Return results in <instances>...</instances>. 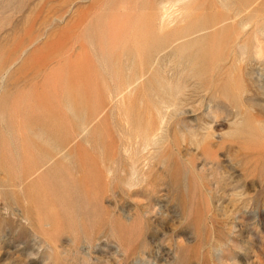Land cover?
I'll return each instance as SVG.
<instances>
[{
    "label": "rangeland",
    "instance_id": "374dc122",
    "mask_svg": "<svg viewBox=\"0 0 264 264\" xmlns=\"http://www.w3.org/2000/svg\"><path fill=\"white\" fill-rule=\"evenodd\" d=\"M251 1L0 0V264H264Z\"/></svg>",
    "mask_w": 264,
    "mask_h": 264
},
{
    "label": "bare ground",
    "instance_id": "6f19581e",
    "mask_svg": "<svg viewBox=\"0 0 264 264\" xmlns=\"http://www.w3.org/2000/svg\"><path fill=\"white\" fill-rule=\"evenodd\" d=\"M221 1V0H220ZM258 0H252L250 2V4H248V6H245V7H240L239 9L236 10V12L231 15V14H227V15H224V16H220V18L218 19V21L216 22L215 26L219 25L221 22H224V21H227L229 19H233L235 17H240L241 21L239 22L241 25H244V19L245 17H247L248 15H251L252 13H255L256 10H253L252 7L256 4V6L258 5ZM177 3V2H176ZM222 4V2H221ZM169 5V4H168ZM165 6V5H164ZM175 6V5H174ZM259 6V5H258ZM261 6V5H260ZM258 8V7H257ZM162 9H163V6H162ZM173 10V9H172ZM261 11V10H260ZM164 12V11H163ZM166 13V11L164 12V14ZM176 15V14H174ZM262 15V14H261ZM165 15H163V17L161 18V21L164 20V17ZM181 16V15H180ZM259 19V18H258ZM260 21V20H259ZM164 23V21H163ZM162 24V23H161ZM258 33L260 32H263L262 30H258L257 31ZM187 116H190L189 114H187ZM150 145V144H149ZM135 166V162H133V167Z\"/></svg>",
    "mask_w": 264,
    "mask_h": 264
}]
</instances>
